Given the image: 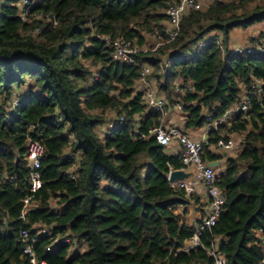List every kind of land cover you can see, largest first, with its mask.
Listing matches in <instances>:
<instances>
[{
    "label": "trees",
    "instance_id": "1",
    "mask_svg": "<svg viewBox=\"0 0 264 264\" xmlns=\"http://www.w3.org/2000/svg\"><path fill=\"white\" fill-rule=\"evenodd\" d=\"M175 1L39 0L23 22L19 0H0V264H29L22 230L46 264H211L212 246L227 264L261 260L264 56L231 53L228 44L236 29L264 24V0H213L182 18L173 42L140 52L134 64L110 58L99 36L141 48L145 35L162 41L165 10ZM214 38L219 45L184 56ZM141 65L168 106L181 105L184 131L202 128L207 114L220 116L253 83L263 86L262 106L250 97L249 110L209 132L202 146L203 161L223 160L215 185L225 200L188 252L180 249L195 226L184 208L198 200L171 187L167 174L181 168L178 156L147 134L163 115L136 89ZM231 134L242 136L240 154L224 158L214 145ZM29 139L43 147L41 187L20 219L31 195Z\"/></svg>",
    "mask_w": 264,
    "mask_h": 264
},
{
    "label": "built area",
    "instance_id": "2",
    "mask_svg": "<svg viewBox=\"0 0 264 264\" xmlns=\"http://www.w3.org/2000/svg\"><path fill=\"white\" fill-rule=\"evenodd\" d=\"M39 0H19L18 2V16L21 21L27 20V15L34 5L38 3ZM207 0H176L172 5L168 6L165 10V16L167 19L166 30L164 38L162 41H159L155 44L153 50L157 49L159 46L164 44H169L175 40L179 33L180 23L184 16L188 13L200 10L201 3ZM220 1H231V0H220ZM55 24V22H54ZM99 39L106 43L110 48V58L114 61H119L127 64L135 63V56L140 52H143L141 47H138L136 44H133L128 41L121 39H110L107 36H99ZM214 43L216 45L220 44L219 38H214L208 42H200L197 47L191 50L190 52L184 53V56L190 57L196 54L197 51L204 49L208 44ZM219 49L222 50L221 46ZM231 53L235 54H258L264 56V43L258 45L257 47H241L233 46L230 49ZM151 68L148 65H141L139 70V76L136 81V89L142 93V99L144 104L156 111H159L163 115L162 124L147 131L148 135L154 136L156 142L161 146L167 148L173 142L177 144V150L175 155L178 156V162L181 165V168L184 172H191V176L188 179L176 181L170 183L172 188H179L185 191L187 195H196L195 183H200L204 189L207 211L200 218L195 225V230L193 237L190 241L186 242L180 249L182 252H188L192 248L199 247V237L206 231L212 228L222 210L224 204V195L223 192L215 185V181L219 176V172L210 165L212 162L203 161L201 158L202 146L207 141V136L209 132L218 129L220 126L226 125L228 121L237 116L239 113H245L249 110L250 107V97H254L260 106L262 97H263V86L260 82L253 83L249 90L244 94V96L231 105L224 113L218 117H211L210 114L206 115V122L202 127V134L196 140L191 138L184 130L178 125L165 126L164 119L170 112H181V105L175 104L173 107H169L167 100L164 96L159 93L155 87L154 81L150 78ZM188 87V86H187ZM191 90L192 88H186ZM182 90V89H181ZM18 105L17 100L11 102V107H16ZM111 127H109V130ZM201 129V128H200ZM139 138H145V134L140 133ZM233 142L228 139H218L214 148L222 149L228 151L232 149ZM43 157V147L38 141L30 140L27 144V154L26 160L29 168L28 172V191L31 194L26 196L23 200V210L20 214V219H24L27 210L30 198L40 187V173L39 167L40 162ZM174 171L171 170L167 174V179L169 178L170 173ZM37 233H45L44 229H41ZM261 239L263 256L259 263L264 264V239ZM53 244H57V238L52 239ZM21 242H22V252L28 258L29 264H46L43 259H39L34 250L32 249V243L34 238L29 232L22 230L21 231ZM61 242L73 243V248L78 247L79 243L75 241H70V239L64 238ZM46 250H50V247H47ZM207 255L212 259L211 264H227L223 254L218 252L215 246L206 250Z\"/></svg>",
    "mask_w": 264,
    "mask_h": 264
},
{
    "label": "rangeland",
    "instance_id": "3",
    "mask_svg": "<svg viewBox=\"0 0 264 264\" xmlns=\"http://www.w3.org/2000/svg\"><path fill=\"white\" fill-rule=\"evenodd\" d=\"M213 0H207L201 3V9L205 8L209 3ZM200 9V10H201ZM166 26V23H164ZM234 33L231 35L230 42L228 44V47L232 48L233 46H241L244 47L247 45L249 41H253L255 43V47L258 45L264 43V24H257L252 27H249L247 29H236L233 31ZM146 37V44L142 46L143 52H150L153 51V48L157 42H159V37L155 34L151 35H145ZM241 135L236 136L232 135L230 136V140L233 142V146H237L236 150L233 151H225V150H217V154L224 157V158H235L240 154V140H241ZM222 169V167H221ZM189 205H192L190 203ZM188 205V206H189ZM187 221V220H186Z\"/></svg>",
    "mask_w": 264,
    "mask_h": 264
},
{
    "label": "crops",
    "instance_id": "4",
    "mask_svg": "<svg viewBox=\"0 0 264 264\" xmlns=\"http://www.w3.org/2000/svg\"><path fill=\"white\" fill-rule=\"evenodd\" d=\"M182 117L179 113L176 112H170L164 119V125L165 126H171V125H178L181 128L182 127ZM191 138L193 139H198L201 134H202V128L201 129H197V130H186L185 131ZM232 135H236V134H231ZM239 136V135H236ZM230 137V136H229ZM237 146L233 147L232 149L228 150L229 151H233L236 150ZM167 153L171 154V155H175L176 150H177V144L175 142H173L169 147H167ZM217 150H222V149H216L214 150V152L217 154ZM222 162L223 160H217L214 163H216V167H214L216 169V171L220 172L221 171V167H222ZM189 173L191 174V172L189 171ZM195 188H196V195H194V198H197V203H192V205L186 206L184 208V217L187 220L188 224L190 225H196L198 220L200 218H202V216L205 214V212L207 211V203H206V197H205V193H204V189L202 187V185L200 183H195Z\"/></svg>",
    "mask_w": 264,
    "mask_h": 264
},
{
    "label": "water",
    "instance_id": "5",
    "mask_svg": "<svg viewBox=\"0 0 264 264\" xmlns=\"http://www.w3.org/2000/svg\"><path fill=\"white\" fill-rule=\"evenodd\" d=\"M211 166L216 167V163L212 162L210 163ZM191 176L189 172H184L182 170H174L170 173L168 181L169 183H173L180 180L188 179Z\"/></svg>",
    "mask_w": 264,
    "mask_h": 264
}]
</instances>
